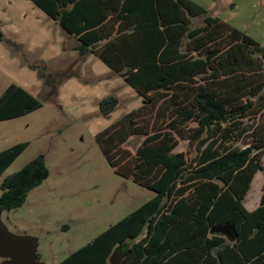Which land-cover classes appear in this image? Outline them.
<instances>
[{"label":"trees","instance_id":"trees-1","mask_svg":"<svg viewBox=\"0 0 264 264\" xmlns=\"http://www.w3.org/2000/svg\"><path fill=\"white\" fill-rule=\"evenodd\" d=\"M31 1L77 39L79 58L95 55L143 98L95 139L116 174L154 192L57 264H108L127 240L120 264H264V184L259 205L245 206L264 170L262 43L194 0ZM0 42L10 43L1 26ZM119 104L106 95L99 111ZM42 106L12 82L0 121ZM28 145L0 150V177ZM49 173L41 154L4 178L0 210L21 207Z\"/></svg>","mask_w":264,"mask_h":264},{"label":"rangeland","instance_id":"rangeland-1","mask_svg":"<svg viewBox=\"0 0 264 264\" xmlns=\"http://www.w3.org/2000/svg\"><path fill=\"white\" fill-rule=\"evenodd\" d=\"M207 3L211 4L210 9L206 7L211 13L264 46V0ZM15 20L10 23L19 22L17 17ZM3 29L12 35L8 26ZM21 33L19 41L5 34L10 43L0 42V95L11 79L27 84L37 80L34 90L43 106L25 116L0 121V150L29 142L0 177V184L41 154L50 173L31 190L21 207L0 210V222L10 233L30 237L43 264H57L154 196L152 190L116 174L95 139L99 131L139 107L143 98L130 86L122 85L120 76H108L104 63L102 70L96 71L90 63L88 70L64 77L82 66L78 62L74 67L68 61L71 51L66 49L57 57L54 41L37 43L23 29ZM41 83L42 87H37ZM110 94L117 96L120 104L104 116L99 101ZM134 143L131 140L126 146L134 151ZM186 150L187 142L181 141L176 151ZM262 160L264 164V156ZM263 184L264 170L255 175L245 200L249 210L258 206ZM223 232L227 239H233L230 229ZM131 243L127 240L118 245L108 264H120ZM11 260L0 255V264H11Z\"/></svg>","mask_w":264,"mask_h":264},{"label":"crops","instance_id":"crops-1","mask_svg":"<svg viewBox=\"0 0 264 264\" xmlns=\"http://www.w3.org/2000/svg\"><path fill=\"white\" fill-rule=\"evenodd\" d=\"M194 1L204 7H207L209 9L211 8V4H208L207 0ZM15 17H17L19 22L10 23V21L15 20ZM0 26L4 34H6V32L4 31L3 27L8 26V30H12L13 32L12 35H6L11 36L13 39L18 41L22 37L21 29L24 30V33L28 35L30 40H37L43 42H50L51 40L54 41L56 43V46L54 45L53 51L55 52L57 57H60L65 54L67 50L71 51V56H69L68 61L72 64V66L76 67V63L81 60L80 64H82V66L80 70H75L77 73L78 71L88 70V67H90V63L94 64V67L92 68L96 71L103 69V67L101 66L103 62L93 54H88L84 58H79V53L75 49L78 45L77 39L64 32L63 29L52 18H50L42 9L35 5L31 0H0ZM17 44L18 46L21 45V43ZM105 72L108 76L116 75L111 71L109 67L105 69ZM37 78H39L38 74ZM12 82L24 87L36 96L34 90L36 86L33 85V83L37 82V80L35 82L27 84L25 82H19L17 80L11 79V82H9V84ZM121 83L122 85H127L123 79L121 80ZM37 87L41 88L42 83L39 84Z\"/></svg>","mask_w":264,"mask_h":264},{"label":"water","instance_id":"water-1","mask_svg":"<svg viewBox=\"0 0 264 264\" xmlns=\"http://www.w3.org/2000/svg\"><path fill=\"white\" fill-rule=\"evenodd\" d=\"M36 248L30 237L14 235L0 222V255L12 257L11 264H43Z\"/></svg>","mask_w":264,"mask_h":264}]
</instances>
